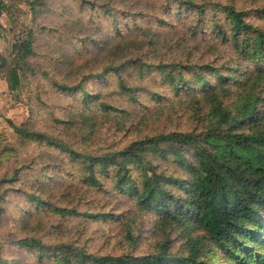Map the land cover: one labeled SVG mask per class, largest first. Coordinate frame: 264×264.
<instances>
[{"label": "rangeland", "instance_id": "rangeland-1", "mask_svg": "<svg viewBox=\"0 0 264 264\" xmlns=\"http://www.w3.org/2000/svg\"><path fill=\"white\" fill-rule=\"evenodd\" d=\"M39 1L43 6H36V14L18 9L12 23L14 44L29 39L32 46L22 73L23 101L15 102L17 116L2 120L9 129L0 138V264H58L17 243L30 236H41L43 246L74 243L97 255L158 254L161 244L181 254V230L163 227L155 234L150 229L158 214L150 212L132 225L127 198L109 191L110 175L89 181L90 168L81 159L102 157L158 133L198 130L209 106L202 103L197 109L195 99L187 98H201L193 89L173 93L166 74L181 75L182 84L192 86L194 74L186 67L209 65L224 72L238 62L231 39L218 36L227 24L220 7L242 12L263 30L264 0H191L205 6L198 17L183 3L188 0ZM118 44L123 51L116 49ZM111 52L117 56L113 61L107 57ZM240 64L251 66L249 61ZM205 76L214 84L213 75ZM119 78L133 89V98L120 90ZM57 82L75 89L60 90L53 85ZM224 104H229L227 98ZM33 132L40 141L27 139ZM106 173H114L113 167ZM48 201L53 205L47 206ZM74 206L78 214L103 216L51 211ZM38 226L43 228L39 233Z\"/></svg>", "mask_w": 264, "mask_h": 264}, {"label": "trees", "instance_id": "trees-1", "mask_svg": "<svg viewBox=\"0 0 264 264\" xmlns=\"http://www.w3.org/2000/svg\"><path fill=\"white\" fill-rule=\"evenodd\" d=\"M183 3L197 17L204 14L205 6L191 0ZM38 5L43 6L39 0H28L32 14H36ZM220 9L226 13L227 24L219 29L218 36L231 39L238 62L224 72L209 65L200 66L203 68L199 70L186 67L194 74L192 86L188 81L182 84V76L175 77L172 71L165 76L175 94L180 90L189 94L191 89L199 92L201 98L196 95L187 98L195 99L198 110L202 103L209 106L202 126L198 130L142 137L109 150L102 157L88 156L90 152H85L88 157L81 159V164L90 168L89 181L97 175L106 179L110 175L113 186L109 191L127 198L132 225L138 217L150 212L158 214L150 229L155 234L163 227L181 230L185 242L182 253L173 254L167 244H161L158 254L97 255L74 243L43 246L41 236L26 237L17 242L19 245L34 249L42 253L40 258L43 255L58 264H222L221 260L226 264H264V29L252 26L242 12L232 7ZM5 10L6 6L0 2V14ZM31 46L32 42L25 39L14 44L10 56H0V75L14 102L23 101L22 73ZM115 47L123 51L119 44ZM115 55L111 52L107 57L113 61ZM245 61L251 62V66L242 68L240 63ZM205 73L213 75L214 84ZM119 79L120 90L133 98V89ZM58 84L53 85L60 90L75 89L67 83ZM226 98L229 104H224ZM102 106L115 111L111 106ZM27 139L41 140L34 132ZM109 167H113L114 173H106ZM81 171L86 173L82 166ZM100 183L99 179L97 186ZM46 204L53 205L49 201ZM51 211L85 218L103 216L91 211L78 214L75 206L70 211L58 207ZM163 221L165 226L161 227ZM42 230L38 226V233Z\"/></svg>", "mask_w": 264, "mask_h": 264}, {"label": "crops", "instance_id": "crops-1", "mask_svg": "<svg viewBox=\"0 0 264 264\" xmlns=\"http://www.w3.org/2000/svg\"><path fill=\"white\" fill-rule=\"evenodd\" d=\"M0 2L6 6V10L2 11L0 14V56L8 57L13 51L15 37L12 23H15L16 16L20 15L18 9H27L29 6L28 0H0ZM18 108V103H15L10 98L4 77L0 75V138L4 133V130L6 133L9 129V127L6 128L5 123L2 120L9 119L13 113L17 116ZM21 117L23 116L20 113V118Z\"/></svg>", "mask_w": 264, "mask_h": 264}]
</instances>
